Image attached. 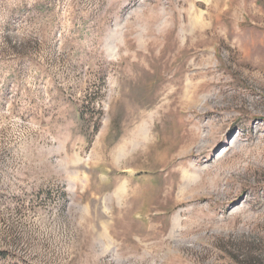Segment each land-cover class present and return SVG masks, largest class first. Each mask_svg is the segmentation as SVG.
Wrapping results in <instances>:
<instances>
[{"label":"rangeland","instance_id":"rangeland-1","mask_svg":"<svg viewBox=\"0 0 264 264\" xmlns=\"http://www.w3.org/2000/svg\"><path fill=\"white\" fill-rule=\"evenodd\" d=\"M0 264H264V0H0Z\"/></svg>","mask_w":264,"mask_h":264}]
</instances>
